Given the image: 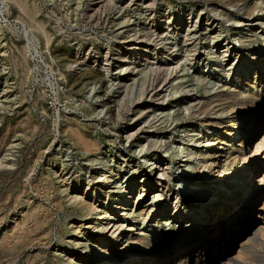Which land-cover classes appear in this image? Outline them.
<instances>
[{"label":"rangeland","instance_id":"374dc122","mask_svg":"<svg viewBox=\"0 0 264 264\" xmlns=\"http://www.w3.org/2000/svg\"><path fill=\"white\" fill-rule=\"evenodd\" d=\"M263 129L264 0H0V264H222L264 232Z\"/></svg>","mask_w":264,"mask_h":264},{"label":"bare ground","instance_id":"6f19581e","mask_svg":"<svg viewBox=\"0 0 264 264\" xmlns=\"http://www.w3.org/2000/svg\"><path fill=\"white\" fill-rule=\"evenodd\" d=\"M210 26V25H209ZM208 26V27H209ZM211 27V26H210ZM197 33H198V31H197ZM166 70V69H165ZM160 71V70H159ZM167 72V71H166ZM145 82V81H144ZM167 87V83L162 87V89L160 90V91H155L153 88H152V84H150V83H148L147 82V85H142V87L140 88V90H139V97H138V102L139 103H146V105H147V108H150L151 106H153V102L154 101H156V102H160V103H164L163 101H161L162 100V98H163V93H165V91H167L168 90V88H166ZM234 91V90H233ZM232 94V93H231ZM232 95H234V94H232ZM255 95V94H254ZM254 95H252L251 96V98H249V99H245V100H240L238 97H235L234 98V102H235V104H243V103H252V101H254ZM234 97V96H233ZM172 99H173V97H171L170 99H169V101L168 102H170V101H172ZM254 103V102H253ZM152 108V107H151ZM206 119H201V121L202 122H204ZM210 122H212V123H222L220 120H215L214 118H210V119H208ZM259 124V123H258ZM249 131L251 130V128H250V126H249ZM264 130V129H263ZM80 131V130H79ZM77 129H74L73 130V134L74 135H77V139H78V141H80L81 143H83L84 145H85V147H86V149H88V150H90V149H93L95 146H96V142L94 141V140H92V139H90L89 137H86V135L84 136L83 134H81L80 132H79ZM263 143H264V141L262 140L261 142H259V144L258 145H255L256 147L254 148V150L253 151H260L261 150V148L263 147ZM246 147V146H245ZM255 153V152H254ZM258 153V152H257ZM248 154V153H247ZM193 156V155H192ZM169 168H171V167H169ZM262 168V167H261ZM261 168H258V169H256L255 171H254V176H256V174H258V172L260 173V170H261ZM167 174V171H166V169H165V172H164V175H166ZM263 177V176H262ZM166 178H168V179H170L171 177L170 176H166ZM241 179L242 180H244V177L242 176L241 177ZM263 179L261 178L260 179V182L262 181ZM102 182V181H106L105 180V178H100V179H97V182ZM161 186L162 185H164V184H160ZM103 186V185H102ZM166 186L167 185H164L163 186V188L161 189V190H163V189H165L166 188ZM107 187H111V185H107ZM141 190H144V192H145V190L146 189H141ZM158 195V194H157ZM259 197H260V195L259 194H256V192H255V190H253V191H250V192H247L246 194H245V196H243V201L242 202H247L248 203V205H249V207H255L256 206V204H257V201L259 200ZM232 202V201H231ZM229 206H230V201H227L226 202V204L225 205H223L221 208H220V215H219V219H224V221H225V224L224 225H221L220 227H219V229H220V231H219V233H220V235L222 234V235H226V234H228V236L229 237H233L234 236V234L233 233H231V227L230 226H234V228H237V229H239V226H238V223H236V219L234 218V216L228 211V208H229ZM249 207H247V209L246 210H244V208L243 209H239L240 211H238L239 212V214H243L244 216L245 215H247L248 216V221H246V222H251V219L254 217V214L252 213L253 212V210H255V211H257L258 212V215H260V212H261V209H259L258 207V209H256V208H254V209H252V210H250L249 209ZM124 208V207H123ZM227 209V210H226ZM174 211H175V213L177 212V210H176V208L174 209ZM105 214V213H104ZM207 218H211L210 217V213L209 212H207L206 214H205V216L203 217V218H201L199 221L200 222H202V221H204L205 219H207ZM256 222V221H255ZM255 222L253 223V224H251L250 226H249V228H250V230H248L247 232H245V233H240L239 235H238V239L234 242L235 244H238L240 247H241V249L242 250H240L239 251V253L238 254H233V252H231V253H229V249H226L225 251L224 250H222V251H219L218 249H217V247H215L216 245L214 244V246H212L213 248L211 249V251H212V255H221V257H222V264H245V261L243 260V254L245 255V252L247 251V247H246V245H247V243L249 242V241H251V240H254V238H256L257 237V235H259V233H260V235H262V237H260V238H263L262 239V244L264 245V232L263 231H256V229L254 228V224H255ZM117 224L116 223H113V225H112V227L113 226H116ZM211 226H213V225H211ZM232 226V227H233ZM256 226V225H255ZM120 227V226H119ZM116 229H118V227L116 228ZM111 231V230H110ZM116 231V230H115ZM187 231V227H184L183 229H180L179 231H178V233L176 234V236L174 237V241L175 242H178V240L179 239H182V237H183V233L184 232H186ZM228 232V233H227ZM237 235V234H236ZM184 238V237H183ZM257 238H259V237H257ZM136 239V238H135ZM235 240V239H234ZM216 241V237L215 238H213L212 240L210 239V242H209V244H208V247H210L214 242ZM225 241H226V239H225ZM224 241V242H225ZM137 243H140V244H144L145 242L147 243V246L148 245H151V246H153L154 245V243H152V242H150L149 241V239H147V238H143V237H140V239L138 240V241H136ZM133 242H132V240L129 238L128 239V243L127 244H132ZM229 243H230V239H228L227 240V242H226V244H228V246H229ZM260 243V242H259ZM177 244V243H176ZM156 246H158V245H156ZM155 246V247H156ZM183 248V247H182ZM175 249V248H174ZM184 250H187V249H189V247L188 248H183ZM158 252H159V250H157ZM175 253V252H174ZM171 256H172V254H171V252H168L167 253V258H168V260H170V258H171ZM246 256V255H245ZM248 256V255H247ZM174 257V256H173ZM261 257V256H260ZM141 259V258H140ZM183 261H184V258H183ZM152 262V261H151ZM183 262H182V260L180 261V263L179 264H182ZM250 263V262H249ZM248 263V264H249ZM260 263V262H259ZM148 264V263H147Z\"/></svg>","mask_w":264,"mask_h":264}]
</instances>
